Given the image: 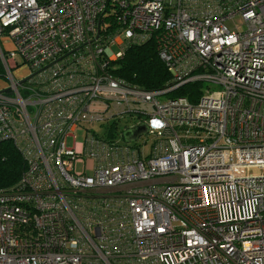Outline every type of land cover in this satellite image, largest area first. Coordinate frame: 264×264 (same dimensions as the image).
Here are the masks:
<instances>
[{
	"label": "built area",
	"instance_id": "2783aa9c",
	"mask_svg": "<svg viewBox=\"0 0 264 264\" xmlns=\"http://www.w3.org/2000/svg\"><path fill=\"white\" fill-rule=\"evenodd\" d=\"M153 36L171 84L128 85L113 63ZM0 63V143L26 162L0 264H264V0H0ZM125 111L147 151L77 141Z\"/></svg>",
	"mask_w": 264,
	"mask_h": 264
},
{
	"label": "trees",
	"instance_id": "16d2710c",
	"mask_svg": "<svg viewBox=\"0 0 264 264\" xmlns=\"http://www.w3.org/2000/svg\"><path fill=\"white\" fill-rule=\"evenodd\" d=\"M111 69L128 85L146 90L166 88L173 78L159 55V44L154 36L144 43L131 45ZM202 85V81L188 82L168 92V96H186L195 102ZM25 168V159L15 146L9 141L0 143V189L16 185Z\"/></svg>",
	"mask_w": 264,
	"mask_h": 264
},
{
	"label": "rangeland",
	"instance_id": "374dc122",
	"mask_svg": "<svg viewBox=\"0 0 264 264\" xmlns=\"http://www.w3.org/2000/svg\"><path fill=\"white\" fill-rule=\"evenodd\" d=\"M237 21H241V17L238 16L236 18ZM118 46L115 45L112 47L113 50H118ZM22 61V60H21ZM6 70L3 68L0 63V87L7 84L9 81L5 76ZM28 73V69L26 67L21 68L19 71H15V76H23ZM208 83L205 82L204 85ZM167 95L160 97L161 99L165 98ZM136 108H142L141 104H137ZM125 110V109H122ZM147 119V115L141 112H129L125 111L118 116L112 117L110 120L105 121H97L91 125H88L87 129L82 128L78 129L74 134L77 136V141H82L86 138L88 131L91 130L94 134H98L103 137H113L120 139L122 142L127 143L123 137V132L127 129H130L133 126L138 125L139 123L145 121ZM73 138L70 137L68 140L69 145L72 144ZM153 137L151 135H144L137 141H132V144H145V150L151 147L153 143ZM77 169H83V163L77 164Z\"/></svg>",
	"mask_w": 264,
	"mask_h": 264
},
{
	"label": "water",
	"instance_id": "95a60500",
	"mask_svg": "<svg viewBox=\"0 0 264 264\" xmlns=\"http://www.w3.org/2000/svg\"><path fill=\"white\" fill-rule=\"evenodd\" d=\"M149 131L148 124L143 121L136 126L131 127L124 131V137L126 142L137 141L141 136L147 134Z\"/></svg>",
	"mask_w": 264,
	"mask_h": 264
},
{
	"label": "crops",
	"instance_id": "0c3cea01",
	"mask_svg": "<svg viewBox=\"0 0 264 264\" xmlns=\"http://www.w3.org/2000/svg\"><path fill=\"white\" fill-rule=\"evenodd\" d=\"M4 44H6L7 46H10V44L8 42H6V41H4Z\"/></svg>",
	"mask_w": 264,
	"mask_h": 264
}]
</instances>
